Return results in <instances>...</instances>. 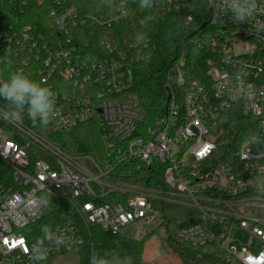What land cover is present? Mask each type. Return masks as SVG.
<instances>
[{
	"label": "built area",
	"instance_id": "obj_1",
	"mask_svg": "<svg viewBox=\"0 0 264 264\" xmlns=\"http://www.w3.org/2000/svg\"><path fill=\"white\" fill-rule=\"evenodd\" d=\"M4 1L0 51L8 54L5 61H12L14 71L35 74L56 93L62 121L52 122L54 130L94 120L104 150L101 159L72 155L26 121L17 128L0 120V162L12 171L0 169V264L44 263L29 260L31 245L18 231L39 223L50 200L60 198L73 203L86 225L113 234L140 220L151 224L163 204L185 205L200 213V221L183 225L181 239L195 246L218 240L234 264H264V27H258L264 24V0H258L252 21L244 23L233 20L232 0H206L205 31L194 40L211 51L206 75L188 85L182 102L178 93L171 95L164 114L148 125L124 70L128 54L118 49L115 56L89 60L71 35L86 22L101 28L121 23L124 8L85 18L72 10L58 17L53 10L60 34L37 36L30 25L9 21ZM191 1L156 0L153 8L182 11ZM183 17L187 23L194 20L192 13ZM128 52L140 53V45L131 44ZM187 59L185 52L178 56L167 85L173 78L185 85ZM6 103L0 100V106ZM231 111L245 121L227 140L223 123ZM127 164L138 171L146 167L145 184L117 180L133 176L118 171ZM108 195L121 199L100 204ZM46 227L53 242L44 239V227L37 247L49 250L47 260L85 242L73 221ZM236 229L246 235L241 250L232 245ZM146 235L142 229L139 241ZM56 238L64 240L59 249L53 246Z\"/></svg>",
	"mask_w": 264,
	"mask_h": 264
},
{
	"label": "trees",
	"instance_id": "obj_2",
	"mask_svg": "<svg viewBox=\"0 0 264 264\" xmlns=\"http://www.w3.org/2000/svg\"><path fill=\"white\" fill-rule=\"evenodd\" d=\"M5 0L1 5L8 10L9 21L16 23L19 20L22 25H30L33 35H54L59 28L56 24V17L51 14L53 10L60 17L65 12L72 10L79 18H85L88 14L95 12L112 13L119 7L126 10L127 16L121 23L112 27L101 28L86 22L81 28L71 32L75 43H79L85 52V57L89 60L101 59L115 56L118 49L127 53L124 60V70L131 78L130 90L139 97V109L146 125L161 117L166 110L169 97L178 93L179 99L183 101V95L188 85L194 80L202 81L206 75V60L211 54L208 47L200 48L194 41L205 31L208 19V6L206 0H192L191 6L177 11L170 7L161 9H141L139 0ZM14 4L18 9L14 11ZM194 14V20L187 23L184 21V14ZM145 33L148 37V46L144 47L141 41L137 43V34ZM60 34V32L58 33ZM111 48H108V44ZM131 44L140 45L141 52L131 54L128 52ZM113 49V51L111 50ZM185 52L187 54V66L185 85H179L176 78L167 85L173 65L178 56ZM150 57V58H148ZM8 54L0 51V78L7 79L8 75L14 71L13 66L7 67L5 59ZM31 79L37 80L35 74H28ZM240 114L229 112L223 123V129L227 140L234 135L236 129H240L242 121H245ZM246 118V117H245ZM29 126L49 140L60 146L64 151L72 155L90 154L98 159L102 158L104 144L99 133L96 122L86 121L65 131L54 130L52 123L46 128L39 125L37 121L33 125L32 121L25 117ZM249 121V120H248ZM135 164L119 167L118 171L129 172L130 175H121L117 180L134 184H145V178L149 171L146 167L136 170ZM0 169L8 174H12L10 168L5 167L0 162ZM143 176H138V175ZM121 197L106 196L99 199V203L114 202ZM176 204H163L160 210L166 211L175 208ZM158 207V205H157ZM163 221L166 235L167 248L175 252L181 258L183 264H234L227 259L219 246L218 240H213L205 245L195 246L181 239L178 230L187 224L200 221V213L192 209L185 222H178L174 217H166ZM73 221L79 227L85 238V243L91 245L93 251L106 250L111 253L112 264H144L141 258V248L136 261L128 259L126 251L122 250L118 244L120 233L113 234L98 226H88L80 217L76 207L66 198L50 200L48 214L39 221V229L47 225H57L63 222ZM52 258L44 261V264H51Z\"/></svg>",
	"mask_w": 264,
	"mask_h": 264
},
{
	"label": "clouds",
	"instance_id": "obj_3",
	"mask_svg": "<svg viewBox=\"0 0 264 264\" xmlns=\"http://www.w3.org/2000/svg\"><path fill=\"white\" fill-rule=\"evenodd\" d=\"M155 4L156 0H139L141 9H151ZM259 7L258 0H232L229 10L232 12L235 22L244 23L252 21ZM121 15L126 17L127 12L124 11ZM258 27H264V24L258 23ZM147 39L145 33L137 34V43L147 41ZM11 63L10 59L5 61L7 67H10ZM0 100L7 102L5 106H0V120L17 128L24 127L25 117L32 121L33 125L38 121L39 125L45 128L57 119L62 121L61 114L56 107V93L50 87L45 86L43 82L31 79L22 71H13L7 79H0ZM43 231L44 239L53 242L50 230L45 227ZM37 244H43V241H37L28 249L29 260L46 261L49 250L37 247ZM63 244V238H56L53 246L59 249Z\"/></svg>",
	"mask_w": 264,
	"mask_h": 264
},
{
	"label": "rangeland",
	"instance_id": "obj_4",
	"mask_svg": "<svg viewBox=\"0 0 264 264\" xmlns=\"http://www.w3.org/2000/svg\"><path fill=\"white\" fill-rule=\"evenodd\" d=\"M191 210L185 205H178L164 212L161 209L159 215L151 224H144L140 220L135 223L136 226L132 224L123 227L120 230L118 244L122 250L126 251L128 259L131 261L137 260L141 248L140 254L144 264H183L179 255L167 248L166 230L163 221L166 219L165 216H168L176 218L178 222H185ZM44 212L48 213V208H44ZM142 229L147 231V235L139 241L138 235ZM18 233L26 238L29 245L40 241L39 223L37 222L20 229ZM233 235L232 245L241 250L246 243L245 233L236 229ZM51 264H112V261L111 253L100 249L93 251L91 245L85 243L71 251L56 255L52 258Z\"/></svg>",
	"mask_w": 264,
	"mask_h": 264
},
{
	"label": "water",
	"instance_id": "obj_5",
	"mask_svg": "<svg viewBox=\"0 0 264 264\" xmlns=\"http://www.w3.org/2000/svg\"><path fill=\"white\" fill-rule=\"evenodd\" d=\"M204 26H205V24L202 25V27H204Z\"/></svg>",
	"mask_w": 264,
	"mask_h": 264
},
{
	"label": "snow or ice",
	"instance_id": "obj_6",
	"mask_svg": "<svg viewBox=\"0 0 264 264\" xmlns=\"http://www.w3.org/2000/svg\"><path fill=\"white\" fill-rule=\"evenodd\" d=\"M22 243V242H21Z\"/></svg>",
	"mask_w": 264,
	"mask_h": 264
}]
</instances>
